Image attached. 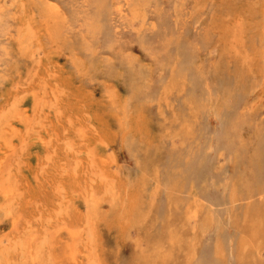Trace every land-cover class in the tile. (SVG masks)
I'll return each mask as SVG.
<instances>
[{
	"label": "rangeland",
	"instance_id": "obj_1",
	"mask_svg": "<svg viewBox=\"0 0 264 264\" xmlns=\"http://www.w3.org/2000/svg\"><path fill=\"white\" fill-rule=\"evenodd\" d=\"M0 264H264V0H0Z\"/></svg>",
	"mask_w": 264,
	"mask_h": 264
}]
</instances>
